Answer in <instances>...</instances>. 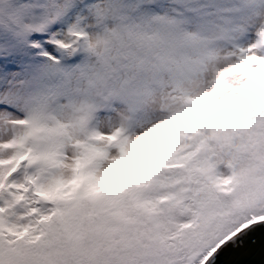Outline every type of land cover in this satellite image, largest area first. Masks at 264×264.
<instances>
[{"label":"snow or ice","instance_id":"6c2138e0","mask_svg":"<svg viewBox=\"0 0 264 264\" xmlns=\"http://www.w3.org/2000/svg\"><path fill=\"white\" fill-rule=\"evenodd\" d=\"M264 229V0H0V264H222Z\"/></svg>","mask_w":264,"mask_h":264},{"label":"water","instance_id":"95a60500","mask_svg":"<svg viewBox=\"0 0 264 264\" xmlns=\"http://www.w3.org/2000/svg\"><path fill=\"white\" fill-rule=\"evenodd\" d=\"M222 264H264V229H258L240 248L229 246L221 253Z\"/></svg>","mask_w":264,"mask_h":264}]
</instances>
